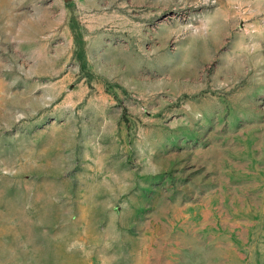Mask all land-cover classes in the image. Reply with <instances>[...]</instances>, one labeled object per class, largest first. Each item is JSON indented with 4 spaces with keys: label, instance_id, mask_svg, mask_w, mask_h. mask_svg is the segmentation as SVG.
<instances>
[{
    "label": "rangeland",
    "instance_id": "obj_1",
    "mask_svg": "<svg viewBox=\"0 0 264 264\" xmlns=\"http://www.w3.org/2000/svg\"><path fill=\"white\" fill-rule=\"evenodd\" d=\"M0 264H264V0H0Z\"/></svg>",
    "mask_w": 264,
    "mask_h": 264
}]
</instances>
